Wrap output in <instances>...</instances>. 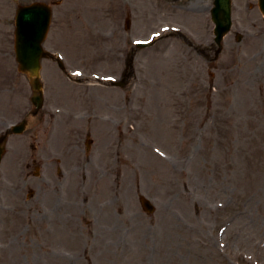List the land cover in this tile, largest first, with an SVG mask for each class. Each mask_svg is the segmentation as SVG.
I'll return each instance as SVG.
<instances>
[{"label":"rangeland","instance_id":"374dc122","mask_svg":"<svg viewBox=\"0 0 264 264\" xmlns=\"http://www.w3.org/2000/svg\"><path fill=\"white\" fill-rule=\"evenodd\" d=\"M32 2L52 9L44 48L80 78L69 82L56 62L42 61L40 145L53 175L38 182L48 216L20 211V200L14 213L0 211V264H264V18L256 1L233 0L219 53L212 0H18ZM15 8L0 0V91H14L0 98L16 114L28 107L29 87L14 60ZM114 76L122 88L97 84ZM75 114L77 124L95 122L89 152L83 137L72 149L75 138L61 127Z\"/></svg>","mask_w":264,"mask_h":264},{"label":"flooded vegetation","instance_id":"af4514ba","mask_svg":"<svg viewBox=\"0 0 264 264\" xmlns=\"http://www.w3.org/2000/svg\"><path fill=\"white\" fill-rule=\"evenodd\" d=\"M12 92L13 91L10 89L9 91H0V94L4 96L5 94L9 95ZM5 99L7 98L5 97ZM11 103V101H6L3 98L1 101L0 98V211H10L13 213L15 210V202H19L20 200L22 201L21 205L23 206L19 207L21 209L20 211H25L30 206L31 212L46 217V213L42 214L41 212V208L44 205L42 201L44 190L42 184L38 182H49L48 176L53 175L49 174V172L53 170L52 168V170L49 169V167L41 168L42 163H39V160L43 156L40 143L44 132L42 126L46 114L44 111L40 110L33 114V116L29 115L28 112L33 109L30 103V106L27 109L29 111H19L20 119L15 123L12 120L13 110ZM29 116L32 117V120L28 123L27 137L24 140L23 145H16L13 136L11 135V125L20 124L24 121L26 124ZM64 122V125L61 126L63 132L66 135L75 138L74 145H71L72 149L78 147V141H80L82 137L83 141L90 139V143L92 144L91 136L97 133L94 124L88 123L83 125L86 127V130L82 131L83 129H81V127L83 126L79 121L78 124L76 120H67ZM98 127L100 132L103 127L99 125ZM18 151H21L24 155H22L24 167L17 169L19 172L16 173L14 156ZM96 153L98 157H100L101 150H97ZM65 154L66 152L64 155ZM89 161L87 163H89ZM56 171V174L59 175V170L57 169ZM37 175L43 177L40 178V176L38 177ZM55 192L58 193V189H56ZM54 212H56V208Z\"/></svg>","mask_w":264,"mask_h":264},{"label":"water","instance_id":"95a60500","mask_svg":"<svg viewBox=\"0 0 264 264\" xmlns=\"http://www.w3.org/2000/svg\"><path fill=\"white\" fill-rule=\"evenodd\" d=\"M259 1V8L264 15V0ZM231 0H214L211 19L215 24V42L220 46L222 37L229 31L231 25ZM51 11L42 3H34L29 7H19L16 16L15 55L18 70L29 74V84L32 91H40L38 81L40 61L46 57L42 50V42L48 31ZM142 46V45H139ZM145 211L152 213L154 208L144 198L140 199Z\"/></svg>","mask_w":264,"mask_h":264},{"label":"bare ground","instance_id":"6f19581e","mask_svg":"<svg viewBox=\"0 0 264 264\" xmlns=\"http://www.w3.org/2000/svg\"><path fill=\"white\" fill-rule=\"evenodd\" d=\"M154 41H152V43H153Z\"/></svg>","mask_w":264,"mask_h":264}]
</instances>
